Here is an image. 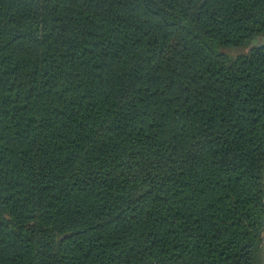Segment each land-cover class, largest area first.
Here are the masks:
<instances>
[{"label": "trees", "instance_id": "16d2710c", "mask_svg": "<svg viewBox=\"0 0 264 264\" xmlns=\"http://www.w3.org/2000/svg\"><path fill=\"white\" fill-rule=\"evenodd\" d=\"M0 264H264V0H0Z\"/></svg>", "mask_w": 264, "mask_h": 264}]
</instances>
